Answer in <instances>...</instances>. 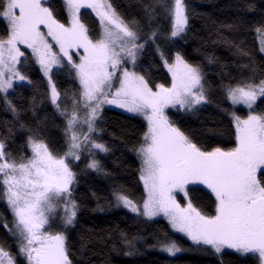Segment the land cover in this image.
Instances as JSON below:
<instances>
[{"label":"snow or ice","instance_id":"snow-or-ice-1","mask_svg":"<svg viewBox=\"0 0 264 264\" xmlns=\"http://www.w3.org/2000/svg\"><path fill=\"white\" fill-rule=\"evenodd\" d=\"M50 2L0 0V17L6 22L5 35L0 36V103L14 118L5 122L11 125L6 128L8 136H0V200L12 214L11 228L6 218L2 223L17 249L14 254L11 246L0 243V264H18L17 256L25 257L27 264H74L67 232L78 223L81 204L74 194L79 181L72 163L82 155L91 157L83 171L109 175L96 158L111 152L102 142L104 129L99 126L105 105H117L147 121L142 142L135 149L146 196L137 203L126 190L116 188L112 192L115 206L148 219L163 215L173 229L185 233L198 246H210L215 253L227 248L242 255L253 254L258 264H264V109L257 110V101L264 103V72L253 60L239 65V76L221 86L231 107L244 105L248 114L241 117L234 110L221 109L231 118L234 146L208 150L166 112L171 107L196 113L210 103V88L201 66L189 63L179 51L169 62L165 51L169 43L184 40L188 34L185 0L143 4L148 32L135 18L125 19L111 0H62L65 22L46 6ZM157 7L171 20L166 34L158 26L151 27ZM82 9L91 10L98 18L95 36L82 22ZM225 27L236 32L243 25ZM256 33L264 53V23ZM225 42L241 56H249L239 43ZM153 45L171 73L170 86H150L137 71L139 57ZM77 56L78 62L74 59ZM29 60L39 65L46 77L48 91L44 96L63 120L66 150L62 154H54L39 130L21 120L22 110L9 98L17 87L36 88V83L21 72ZM214 62L215 58H208V63ZM53 68L57 72L67 69L75 87L58 89ZM245 69L249 75L244 74ZM36 103L37 95H33L34 115ZM17 124L29 133L26 146L30 156L13 155L8 150L6 141L14 135ZM205 190L214 197L208 210L195 203L197 193ZM178 192L183 193V205L176 199ZM120 235L124 245L132 249L126 254L133 255L134 240L123 232ZM158 245L173 256L181 251L167 237Z\"/></svg>","mask_w":264,"mask_h":264},{"label":"trees","instance_id":"trees-1","mask_svg":"<svg viewBox=\"0 0 264 264\" xmlns=\"http://www.w3.org/2000/svg\"><path fill=\"white\" fill-rule=\"evenodd\" d=\"M117 11L125 19L135 18L140 21L144 32L149 31L143 4L152 0H111ZM189 15L188 34L184 40L169 43L165 49L169 61L175 52L193 64H199L210 88V103L196 113L185 112L169 108L167 114L195 142L205 149L214 147L229 148L234 146L233 125L228 112L236 111L241 117L248 114L246 107L237 105L231 107V102L225 98L222 85L230 78L239 76V65L249 64L253 60L260 72H264V54L259 48V36L256 28L264 23V0H185ZM251 5V10L245 6ZM48 7L53 9L56 18L65 22L66 11L62 0H51ZM82 22L91 29V34H97L99 25L95 14L91 10H81ZM241 23L239 31H230L225 26ZM6 22L0 17V36L5 35ZM159 27L165 34L170 30L171 20L164 15L162 9L157 7L155 19L151 27ZM225 41L239 43L249 56H241L234 47ZM164 48V43L158 40ZM22 50H24L22 48ZM30 51V50H28ZM215 58L214 63H208V58ZM140 67L137 71L144 75L151 86L156 84H171V76L162 65L155 46L146 47L139 57ZM21 72L36 83L31 86L17 87L15 94L10 95L13 103L20 108L21 120L29 127L38 129L40 135L48 143L54 154H62L66 149L64 145L62 118L55 112L54 107L47 101L44 93L48 91L46 79L39 68L29 60L28 67ZM245 75H249L247 69ZM53 80L60 90L75 87V82L69 77L67 69L57 72L53 69ZM26 83V82H25ZM20 84V83H19ZM37 95L35 115L32 108V97ZM264 99V98H262ZM258 109H264V103L257 101ZM228 109V112L221 111ZM103 123L99 126L104 129L102 142L111 149L107 155H98L109 175L83 171L91 157L72 163L73 170L78 173V185L74 194L81 204L78 212V223L67 232L70 248L73 253L74 264H258L253 254L242 255L235 250L225 249L215 253L210 246H198L185 235L176 232L170 223L162 218L148 219L138 217L121 207L115 206L112 197L113 189L123 188L129 197L140 203L146 196L143 182L140 180V158L135 149L142 142L143 132L146 130V120L138 115L129 114L121 110L104 107ZM11 112L4 110L0 103V136H8L5 122L13 121ZM14 135L6 141L8 150L13 155L30 156L31 151L26 146L29 133L26 129H19L18 124L13 128ZM204 188L203 185L199 186ZM95 193V195H93ZM199 199L195 201L198 206L203 205L206 210L211 204L212 197L207 190L197 193ZM183 203L184 198L177 196ZM6 218L9 228L12 227V214L3 200H0V243L10 250L17 252L16 243L3 226ZM121 232L134 240L135 251L124 245ZM165 237L174 240L181 251L172 256L159 250L158 241ZM115 246V247H113ZM18 264L22 261L27 264L23 256H17Z\"/></svg>","mask_w":264,"mask_h":264},{"label":"rangeland","instance_id":"rangeland-1","mask_svg":"<svg viewBox=\"0 0 264 264\" xmlns=\"http://www.w3.org/2000/svg\"><path fill=\"white\" fill-rule=\"evenodd\" d=\"M47 6V5H46ZM48 7V6H47ZM259 40H260V37H259ZM73 51H75V50H73ZM82 54V52L81 53H78V55H81ZM264 54V53H263ZM74 59H77V62H78V56L77 57H74ZM169 62H171V61H169ZM54 69V68H53ZM166 70H167V68H166ZM168 71V70H167ZM168 73L170 74V76H171V73L168 71ZM45 79H46V77H45ZM54 81V80H53ZM19 83H21V82H16V84H19ZM171 85V84H170ZM169 85V86H170ZM117 86H118V84H117ZM151 86V85H150ZM11 91V90H10ZM240 106H243V107H245L244 105H240ZM104 107H110V108H115V109H118V110H121V111H123V112H126V113H129V114H133V115H138V116H141V117H143L142 115H140V114H138V113H131V112H128L126 109H123V108H120L119 106H117V105H105ZM171 108V107H170ZM168 110V109H167ZM167 110H166V112H167ZM144 118V117H143ZM145 119V118H144ZM147 122V121H146ZM178 195H181L182 197H183V193H176V199H177V201L179 202V203H181L182 205L183 204H185L186 203V201L185 202H181L179 199H178ZM185 200V199H184ZM121 208H123V209H125V210H127V211H129V212H131L130 210H128V209H126V208H124V207H122L121 206ZM157 217H162V218H164V219H166L167 221H168V219H167V217H165V216H163V215H160V216H157ZM155 218V217H154ZM169 222V221H168ZM170 223V222H169ZM175 230V229H174ZM176 232H179V231H177V230H175ZM179 233H181V234H183V235H185L186 237H188L185 233H183V232H179ZM189 239H190V237H188ZM191 240V239H190ZM192 241V240H191ZM227 249V248H226ZM159 250L161 251V252H163V253H165V254H168V255H171V254H169V253H167V252H165V251H163V250H161V248H159ZM225 250V249H224ZM231 250H234V249H231ZM179 253V252H178ZM178 253H176V254H178ZM175 254V255H176ZM173 256V255H172ZM25 258V257H24ZM25 260H26V258H25ZM27 261V260H26Z\"/></svg>","mask_w":264,"mask_h":264}]
</instances>
